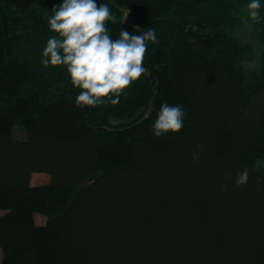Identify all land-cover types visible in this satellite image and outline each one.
I'll list each match as a JSON object with an SVG mask.
<instances>
[{
	"label": "trees",
	"instance_id": "obj_1",
	"mask_svg": "<svg viewBox=\"0 0 264 264\" xmlns=\"http://www.w3.org/2000/svg\"><path fill=\"white\" fill-rule=\"evenodd\" d=\"M96 2L113 39L158 43L119 103L80 108L41 63L62 0H0V264H264V0L258 22L251 0ZM165 103L184 126L156 137Z\"/></svg>",
	"mask_w": 264,
	"mask_h": 264
},
{
	"label": "clouds",
	"instance_id": "obj_2",
	"mask_svg": "<svg viewBox=\"0 0 264 264\" xmlns=\"http://www.w3.org/2000/svg\"><path fill=\"white\" fill-rule=\"evenodd\" d=\"M260 7V0H251L248 5L251 18L257 22ZM109 21L117 23L115 15L107 4L98 5L96 0H62L48 18L50 31L57 35L48 39L41 63L66 67L73 87L81 90L76 97L77 107L119 103L120 97L148 71L144 59L147 42L158 43L155 30L149 28L141 35L121 30L119 38L113 39L107 27ZM184 116L182 106L162 104L153 134L160 137L179 133ZM192 158L198 160L199 154L194 152ZM237 177L236 184L245 185L249 180L247 168Z\"/></svg>",
	"mask_w": 264,
	"mask_h": 264
},
{
	"label": "rangeland",
	"instance_id": "obj_3",
	"mask_svg": "<svg viewBox=\"0 0 264 264\" xmlns=\"http://www.w3.org/2000/svg\"><path fill=\"white\" fill-rule=\"evenodd\" d=\"M246 39L253 44V47H254V54H255V59L252 61V62H248L247 64L248 65H251L253 62L257 61V59H259V55H260V52H261V49L260 48H257V44L255 45V41L252 39L251 35L248 33H246ZM258 49H260V51H258ZM258 51V52H257ZM259 54V55H258ZM218 74L217 75H214L212 77L209 78L210 82H215L216 83H220L221 82V79L218 80ZM223 85L219 86V88H222ZM226 96V95H225ZM224 96V97H225ZM264 97V96H263ZM262 100V99H260ZM222 102L223 104H227V102L222 99ZM13 136L16 138V139H26L27 138V134H26V130L25 128H23L22 126H19V125H16L13 127ZM49 181V178L46 174L44 173H36L32 176V184L33 185H36V184H41V183H46ZM6 211L0 209V214H4ZM46 220V218L40 214H36V223L37 224H41V223H44ZM1 257H2V250L0 249V261H1Z\"/></svg>",
	"mask_w": 264,
	"mask_h": 264
}]
</instances>
